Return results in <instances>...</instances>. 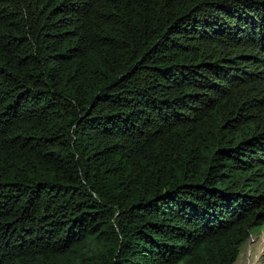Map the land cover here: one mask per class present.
Returning a JSON list of instances; mask_svg holds the SVG:
<instances>
[{"label":"trees","instance_id":"trees-1","mask_svg":"<svg viewBox=\"0 0 264 264\" xmlns=\"http://www.w3.org/2000/svg\"><path fill=\"white\" fill-rule=\"evenodd\" d=\"M264 226V0H0V264H234Z\"/></svg>","mask_w":264,"mask_h":264},{"label":"rangeland","instance_id":"rangeland-1","mask_svg":"<svg viewBox=\"0 0 264 264\" xmlns=\"http://www.w3.org/2000/svg\"><path fill=\"white\" fill-rule=\"evenodd\" d=\"M234 264H264V226L252 233Z\"/></svg>","mask_w":264,"mask_h":264}]
</instances>
